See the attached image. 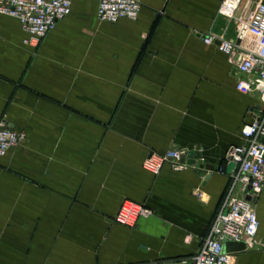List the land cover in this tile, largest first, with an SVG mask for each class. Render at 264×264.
<instances>
[{
    "label": "crops",
    "instance_id": "1",
    "mask_svg": "<svg viewBox=\"0 0 264 264\" xmlns=\"http://www.w3.org/2000/svg\"><path fill=\"white\" fill-rule=\"evenodd\" d=\"M136 20L103 22L75 0L39 42L0 14V122L27 139L0 157V264H131L189 256L228 178L217 171L260 106L208 34L235 37L222 0H142ZM233 21V22H232ZM186 147L204 164L144 166ZM152 214L116 221L124 201ZM256 243L231 264H264V189Z\"/></svg>",
    "mask_w": 264,
    "mask_h": 264
},
{
    "label": "built area",
    "instance_id": "2",
    "mask_svg": "<svg viewBox=\"0 0 264 264\" xmlns=\"http://www.w3.org/2000/svg\"><path fill=\"white\" fill-rule=\"evenodd\" d=\"M75 0H0V14L18 18L30 34L28 42H39L71 11ZM98 3V18L103 22L122 19L136 20L142 0H94ZM219 13L235 21V37L214 34L205 40L215 44L236 66L240 76L236 88L244 93H257L260 106L251 122L241 129L242 142L232 144L225 161L217 169L227 176L228 183L217 204L199 248L189 256L160 258L153 262L131 264H231L234 251H228L229 241H244L246 248L256 243L260 219L256 204L264 189V0H222ZM27 139L23 130L0 122V157ZM186 147L151 154L144 166L157 174L164 165L184 171L198 166L190 162ZM183 157H185L183 159ZM152 209L134 201H124L116 213L119 223L137 225L140 217L152 214Z\"/></svg>",
    "mask_w": 264,
    "mask_h": 264
},
{
    "label": "water",
    "instance_id": "3",
    "mask_svg": "<svg viewBox=\"0 0 264 264\" xmlns=\"http://www.w3.org/2000/svg\"><path fill=\"white\" fill-rule=\"evenodd\" d=\"M190 156V162L192 163H197V158L200 157V152L199 151H190L189 153ZM185 157H183L184 159ZM201 168H206L208 170H213L214 165L212 164H201ZM226 249L228 251H242L246 249V243L244 241L236 242V241H229L226 244Z\"/></svg>",
    "mask_w": 264,
    "mask_h": 264
},
{
    "label": "rangeland",
    "instance_id": "4",
    "mask_svg": "<svg viewBox=\"0 0 264 264\" xmlns=\"http://www.w3.org/2000/svg\"><path fill=\"white\" fill-rule=\"evenodd\" d=\"M233 22V21H232ZM198 159V163H200V162H202L203 163V160H204V157H199V158H197ZM166 165H168V164H166ZM165 166V165H164ZM163 166V167H164ZM170 166V165H169ZM171 167V166H170ZM172 168V167H171ZM173 169V168H172ZM174 170V169H173ZM161 171V170H160ZM177 171V170H176ZM158 174V173H157Z\"/></svg>",
    "mask_w": 264,
    "mask_h": 264
}]
</instances>
